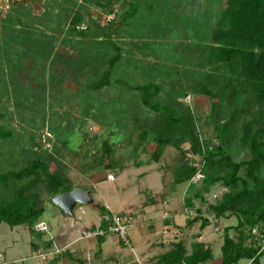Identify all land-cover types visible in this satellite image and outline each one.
<instances>
[{
    "label": "rangeland",
    "instance_id": "obj_1",
    "mask_svg": "<svg viewBox=\"0 0 264 264\" xmlns=\"http://www.w3.org/2000/svg\"><path fill=\"white\" fill-rule=\"evenodd\" d=\"M160 1L34 0L0 15V114L2 126L11 133V139L0 141V175L27 167L36 154H54L65 163V172L75 185L92 186L90 191L96 206H103L102 196L113 199L115 211L153 205L155 212L164 213L167 227L160 223L161 240L154 245L151 241L143 255L136 245L138 226L128 232L135 248L132 250L141 257L142 264H159L161 256L173 251L178 243L190 255L193 244L199 242L212 249L213 260L208 264H221L224 230L234 228L238 221L237 218L218 220L211 208L222 202L228 189L221 184L207 189L200 183L201 177L182 186L173 184L174 171L182 163L188 161L194 168H201L200 158L193 155L187 144L181 149L186 153L184 158L175 148H167L157 163L152 157L156 148L152 139L136 156L130 147L137 144L142 127L150 125L154 118L143 109L140 94L131 88L151 83L161 86L158 102L189 110L200 137L218 147L211 119L216 101L201 96L198 89L211 75L218 82L233 80L225 68L213 69L207 65L223 0H163L166 4L159 6ZM96 2L103 7L96 6ZM131 2L138 5L137 16L104 31L109 22L108 11L123 14L129 11ZM76 15L82 22L74 29L72 21ZM110 16L114 17V13ZM118 49L121 57L112 86L94 90L93 85L107 70ZM245 100L246 97L238 98L232 107L223 103L220 121H226L230 112L243 106ZM107 139L114 143L118 171L123 170L118 176L112 174L113 183L94 180L97 175L105 174L94 164L102 155V144ZM223 150L237 164L251 160L239 138ZM8 195L5 190L0 192V198ZM45 207L41 221L47 223L52 233L58 228L70 231L69 223L53 224L52 212L60 209L49 202H45ZM83 210L91 213L94 221L102 216L93 206ZM132 213L125 214L132 216ZM203 221L208 223L205 230L201 229ZM73 222L78 226V222ZM238 235L235 230L230 231L235 241ZM30 242L37 239L33 240L27 229L1 225L0 264H9L11 258V262L17 259L16 264L26 262L31 254ZM117 242L114 257L119 262L116 263L130 260V264H139L134 263V252ZM44 257L46 261L39 257L29 263L51 264L54 259L50 255ZM260 263L264 264V254Z\"/></svg>",
    "mask_w": 264,
    "mask_h": 264
},
{
    "label": "trees",
    "instance_id": "obj_2",
    "mask_svg": "<svg viewBox=\"0 0 264 264\" xmlns=\"http://www.w3.org/2000/svg\"><path fill=\"white\" fill-rule=\"evenodd\" d=\"M164 3L162 0L157 5ZM95 5L103 7L99 2ZM129 6V11L120 15L113 10L108 11L106 18L114 13V19L103 30L122 26L137 16V3L131 2ZM72 22L75 29L82 18L76 15ZM118 51L100 80L93 85L94 90L101 91L112 86L113 73L121 57V50ZM207 65L213 69L225 68L233 76L232 81L218 82L211 75L198 89L201 96L216 101L215 115L211 119L219 146L210 145L200 137L196 120L189 110L160 104L158 99L162 88L151 83L131 88L140 94L143 109L154 118L150 125L142 127L137 144L130 147L136 156L152 139L156 145L152 157L157 163L167 148H175L184 158L186 153L182 152V146L189 145L193 155L200 158L201 168H194L188 161L182 163L174 171L173 184L182 186L192 182L199 174L202 176L200 183L207 189L221 184L228 192L220 204L211 208L215 218H237L238 221L234 228L224 230L221 264H239L242 261L261 264L264 252L260 253V240L251 231L258 229L264 236V0H223L219 21L211 38ZM240 97H246L244 105L235 107L226 121H220L223 103L232 107V103ZM2 120L0 114V141H7L11 139V133L2 126ZM236 138L249 151V162L237 164L223 150ZM115 153L114 143L110 139L105 140L102 155L94 164L113 179L112 174L118 176L123 172L118 171ZM65 170L64 162L54 154L44 153L36 154L21 170L0 175V192L5 190L10 193L7 198H0V227L3 224L12 229L22 227L31 236L38 235L35 227L45 213V202L52 204L55 197L78 187L68 178ZM93 207L102 216L111 217L103 206L94 204ZM105 225L106 221H103L101 227ZM207 226L208 223L203 221L201 229L205 230ZM232 230L239 233L237 241L230 236ZM212 260V249L204 243L193 244L190 255L183 244L178 243L173 251L161 256L159 264H208Z\"/></svg>",
    "mask_w": 264,
    "mask_h": 264
},
{
    "label": "crops",
    "instance_id": "obj_3",
    "mask_svg": "<svg viewBox=\"0 0 264 264\" xmlns=\"http://www.w3.org/2000/svg\"><path fill=\"white\" fill-rule=\"evenodd\" d=\"M109 175L110 174H103L97 176L95 175L96 177L94 178V180L95 179L98 180L99 178V181L103 183L102 180H107V177ZM91 180L93 182V179ZM113 182L114 181H112V183ZM77 188L83 190H90L92 189V186L90 185L88 187L78 186ZM100 201L102 202L103 207L106 209L107 212H109L108 214L110 215L117 213L125 214L134 211V213H132L134 220L132 229L135 227V225L138 226L137 228L139 232V236H138L139 239L136 245L138 251L142 255L145 252V250L149 249L148 245H150L151 241H154V243L152 244L154 245L159 239L161 240V235L159 236L158 233H160L162 230L160 229L161 225L167 227L166 225H164L166 223V221L164 220L166 216L162 211L155 212L156 209H154L153 205H150V207H140V209L139 208L134 209L128 207V209L123 208L121 211H115L113 207L112 198L105 199L101 196ZM83 209H85V207H79L75 210V216L73 217V220L79 223L78 226L74 224L73 220L70 221L69 219L70 217L67 218V216H65V214L61 210H53L52 212L53 214L52 220L54 221L53 224L69 223L68 227L70 226L69 229L70 231L67 232L64 228L63 229L58 228L57 231H54L52 233L47 223L45 221L44 222L41 221L42 223H45L47 225L49 232L40 233V236L38 232V235L32 236V239L33 240L37 239V242H30L31 254L29 255L28 260L26 262H23L22 264H30L29 262L38 259L41 255L52 256V258H54L53 260H51L52 263H54V261L57 260V264H107L108 261H115V263L117 261L119 262V259L118 258L116 259L114 257L116 254L114 250L118 248L117 243L119 244L116 238H106L103 241L97 239L85 240L80 238L79 231L81 229L99 227L102 225L103 221H105V219L107 218L99 215L101 218H98V221H94L92 214L87 213L86 210ZM45 212H46V207H45ZM85 216L87 217V220L84 219ZM166 232H167L166 234L169 235L168 230ZM45 234H49V235L47 236ZM33 246H35V249ZM146 247L148 249H146ZM41 252L43 253L45 252V253L42 254ZM134 254L136 256V260L134 263L138 262L139 264H142L141 261L139 260L141 259V257L140 256L137 257L135 251ZM12 260H13L12 258L9 259L10 261L9 264H16L18 262L17 259H14L15 262H11ZM130 263H132L130 260L129 261L125 260V262H123V264H130Z\"/></svg>",
    "mask_w": 264,
    "mask_h": 264
},
{
    "label": "built area",
    "instance_id": "obj_4",
    "mask_svg": "<svg viewBox=\"0 0 264 264\" xmlns=\"http://www.w3.org/2000/svg\"><path fill=\"white\" fill-rule=\"evenodd\" d=\"M33 1L34 0H0V15L9 14L13 8L24 6ZM113 19L114 17L112 16L108 17V21H111ZM82 30H86V28H82ZM199 178L202 179L201 174H199L195 179L198 180ZM107 181H113V177L108 176ZM105 221H106V225L104 227L99 226V227L81 229L79 231L80 238L85 240H89V239L99 240L108 237H116L121 244L132 250L133 248L129 239L128 232L133 227L134 224L133 217L130 214H111V217L106 218ZM219 230L220 228L218 227L217 231ZM35 231L39 233H47L49 229L45 223L41 222L35 227ZM251 234L260 240V244H259V246L261 247L260 253H262L264 251V236L261 235L260 230L258 229H253L251 231ZM40 257L43 259V261H46V258L44 256H40Z\"/></svg>",
    "mask_w": 264,
    "mask_h": 264
},
{
    "label": "water",
    "instance_id": "obj_5",
    "mask_svg": "<svg viewBox=\"0 0 264 264\" xmlns=\"http://www.w3.org/2000/svg\"><path fill=\"white\" fill-rule=\"evenodd\" d=\"M52 204L59 208L65 216L73 218L77 208L91 207L95 202L90 190L76 188L67 194L55 197L52 200Z\"/></svg>",
    "mask_w": 264,
    "mask_h": 264
}]
</instances>
